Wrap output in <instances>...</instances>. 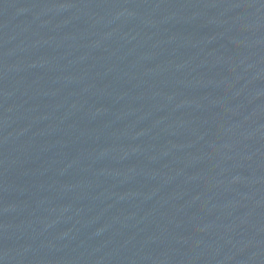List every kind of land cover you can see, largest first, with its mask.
<instances>
[{"label": "water", "instance_id": "95a60500", "mask_svg": "<svg viewBox=\"0 0 264 264\" xmlns=\"http://www.w3.org/2000/svg\"><path fill=\"white\" fill-rule=\"evenodd\" d=\"M0 264H264V0H0Z\"/></svg>", "mask_w": 264, "mask_h": 264}]
</instances>
